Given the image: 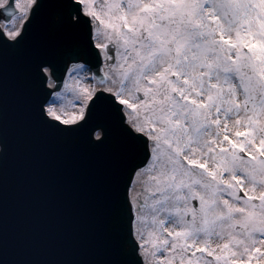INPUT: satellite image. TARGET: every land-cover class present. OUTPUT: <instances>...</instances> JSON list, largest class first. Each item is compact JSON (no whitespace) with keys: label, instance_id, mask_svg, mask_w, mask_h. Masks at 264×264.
<instances>
[{"label":"snow or ice","instance_id":"1","mask_svg":"<svg viewBox=\"0 0 264 264\" xmlns=\"http://www.w3.org/2000/svg\"><path fill=\"white\" fill-rule=\"evenodd\" d=\"M10 109L103 154L102 264H264V0H0Z\"/></svg>","mask_w":264,"mask_h":264},{"label":"water","instance_id":"2","mask_svg":"<svg viewBox=\"0 0 264 264\" xmlns=\"http://www.w3.org/2000/svg\"><path fill=\"white\" fill-rule=\"evenodd\" d=\"M3 139L4 258L9 264H102L112 245L103 154L50 134L24 133L11 109Z\"/></svg>","mask_w":264,"mask_h":264}]
</instances>
